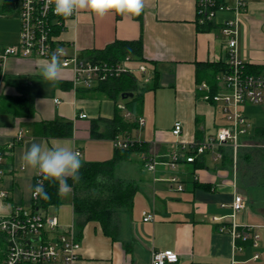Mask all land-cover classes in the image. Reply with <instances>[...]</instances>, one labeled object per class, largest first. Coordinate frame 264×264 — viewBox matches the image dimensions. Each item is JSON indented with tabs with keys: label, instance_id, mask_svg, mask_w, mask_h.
<instances>
[{
	"label": "crops",
	"instance_id": "1",
	"mask_svg": "<svg viewBox=\"0 0 264 264\" xmlns=\"http://www.w3.org/2000/svg\"><path fill=\"white\" fill-rule=\"evenodd\" d=\"M1 1L0 8L4 12L6 1ZM219 4L233 6L234 0H220ZM235 17L233 11L218 12L212 23L214 28L201 32L197 30L195 0H145L140 20L116 13L99 19L88 11H82L68 21L59 34L68 55L85 56L88 51L103 50L117 40H140L143 58L148 62L145 66L149 71L155 69L157 72V85L150 90L154 101L153 115L144 119L142 106L144 125L133 130H141L147 137L138 141L133 139V131L129 134L132 140L147 143V151L135 153L136 157H133L134 153L130 154L114 170L117 179L137 186L132 205L117 211L119 230L116 240L103 235L94 222L87 223L81 231L76 227L80 241L78 264H150L153 251L167 250L177 255V261L171 264H264V198L257 190L264 185H247L229 174L228 168H224L221 162H214L208 154L203 156L205 164L201 168L195 169L193 163L183 162L174 169L167 165V156L176 144L201 140L225 125L218 107L204 98L207 91L202 85L205 83L198 85L196 82V65L225 62L227 38L221 33V26L223 21ZM237 18L238 59L247 66L264 67V0H246ZM18 31L19 28L12 39L0 42V50L16 44ZM45 62L32 57H8L2 67L4 77L0 96L32 97L34 116L27 119L0 111V148L11 142L17 133L23 135L22 142L5 156L2 187L7 197L0 198V215L9 213L16 206L24 207L23 193L33 190L38 170L24 166L21 161L22 154L32 143L78 149L81 161L87 162L108 160L113 153V150L105 153V159L101 160L88 157L82 160L84 142L106 140L90 139L89 126L85 133L80 129L85 127L83 121L89 119L85 108L97 107L93 111L97 117H91L90 121L111 119L116 101L94 94L78 96L71 88V72L65 68L55 83L44 81L41 70ZM136 65L135 62L128 64L133 69ZM139 81L146 86L141 79ZM62 83H68L70 88H63ZM54 99L60 103L55 104ZM104 99L112 100L111 115L110 110H102L106 106L101 104ZM167 103L174 106L173 119L168 125H159L157 105ZM80 113L86 118H77ZM120 113L124 115V111ZM52 120L72 121V137L44 139L32 135L33 122ZM175 122H179L182 128L178 137L171 134ZM98 128L99 132L105 130L103 124ZM143 154L155 158L157 164L153 171L144 168ZM207 155L212 162L210 165L206 164ZM173 177L182 186V191H177L176 185L169 181ZM235 188L244 198V209L232 218L230 205ZM16 189L22 192L18 199L14 197ZM64 197L76 225L71 191ZM32 203L24 208L33 209ZM50 209L45 212L51 214ZM143 213L152 214L153 219L144 222ZM213 217L220 219L214 222ZM232 222L238 226H254L259 235L258 247L253 248L249 243L235 245L228 233L218 231L220 226H228ZM3 246L4 239L0 234V250ZM256 254L258 256L254 258Z\"/></svg>",
	"mask_w": 264,
	"mask_h": 264
},
{
	"label": "built area",
	"instance_id": "2",
	"mask_svg": "<svg viewBox=\"0 0 264 264\" xmlns=\"http://www.w3.org/2000/svg\"><path fill=\"white\" fill-rule=\"evenodd\" d=\"M8 11L17 9L19 18L18 40L16 44L4 47L0 51V86L3 82L2 67L8 57L37 58L48 61L51 54L64 45L59 39V33L66 28V23L75 18L76 14L69 18H63L54 14V5H48L47 0H5ZM246 0H234V5L219 4L216 0H195L196 17L199 25L213 23L218 12L233 11L238 17L245 7ZM225 20L221 26V33L227 38L225 47L224 72L219 73L216 81L219 83V92L211 97L212 102L221 112L225 125L217 128L213 134L205 135L203 139L176 144L168 154L167 165L174 169L180 162L193 163L195 158L208 154L214 162H221L225 155H229L232 163L235 162L237 151L250 142L252 126L244 115L247 104L261 105L264 107V73L254 75L246 71L245 64L238 59L237 23L238 18ZM63 68L71 72V88L91 89L98 84L117 77L121 74L138 73L142 83L150 82L152 72L141 63H137L133 69L128 64L133 63L130 57L122 61L109 63L94 61L86 56L66 54L60 58ZM202 88L208 91L206 85ZM206 100L208 96L204 97ZM55 104L60 101L54 99ZM118 109L124 111V118H130V114L119 104ZM77 118H86L85 114H78ZM139 128L144 125L142 117L137 118ZM181 124L175 122L171 134L178 137L181 134ZM23 135L17 133L15 138L3 148H0V198H6L7 192L3 189L5 177V156L13 147L22 142ZM116 149H126L133 140L130 138L116 137L112 141ZM76 152H80L75 149ZM143 166L148 171H153L156 160L152 156H141ZM235 167L233 165V172ZM236 172V171H235ZM42 181L41 174L34 179L32 200L38 196L33 192L38 182ZM176 185L177 191H182L175 177L169 180ZM235 187V185H233ZM231 202V217L244 209V198L233 189ZM152 214L143 213V221H151ZM220 218L213 217L214 222ZM220 233H228L236 245L237 240L249 243L257 248L259 235L254 231V226H238L234 222L230 225H222L218 228ZM0 234L4 239V246L0 250V264H78L80 248L79 232L76 225L62 227L57 217L48 214L44 210L26 209L16 206L5 214L0 215ZM257 254L254 258H257ZM177 261V255L173 251H153L150 264H171Z\"/></svg>",
	"mask_w": 264,
	"mask_h": 264
},
{
	"label": "trees",
	"instance_id": "3",
	"mask_svg": "<svg viewBox=\"0 0 264 264\" xmlns=\"http://www.w3.org/2000/svg\"><path fill=\"white\" fill-rule=\"evenodd\" d=\"M220 3V0H216ZM8 9L5 3L3 10ZM120 15V14H117ZM134 19L140 20L139 16H132ZM197 30L201 32L210 31L214 25L207 23L197 26ZM60 34V33H59ZM1 51V50H0ZM85 56L94 61H102L115 63L122 61L125 57H130L132 61L148 65L143 58L140 40L122 41L117 40L105 47L103 50L88 51ZM246 71L250 74L258 75L264 73V67L247 66ZM226 70L225 62L218 64L197 63L196 82L200 85L202 82L208 88V101L214 105L211 97L219 92L217 74ZM151 79L145 84L148 91L154 90L157 82V72L151 70ZM201 73V74H200ZM199 74V77H198ZM141 76L136 73L121 74L117 77L108 79L98 86L91 89L77 88L78 96L84 97L94 94L99 97H107L114 101L120 100L122 93H133L131 99L121 101L124 110L130 114L131 120L124 118L118 109V103L115 104L114 115L111 119L97 118L91 120L89 124V137L93 140H113L116 137L130 138L131 131L138 128L137 118L141 117L143 106V95L138 92V80ZM63 88H70L68 83L61 84ZM0 111L9 113L14 117H22L31 119L34 116L33 99L30 96H0ZM105 126L104 132H99V125ZM73 122L68 120H52L39 121L32 124V135L34 137L50 139V138H70L73 135ZM250 141L259 140L264 145V127H255L250 134ZM131 139V138H130ZM132 140V139H131ZM147 143L134 141L126 149L113 148L111 158L104 161H81L82 167L79 169V180L74 182L71 178L67 180L72 193L71 205L73 214L76 216V227L82 230L87 223H97L103 235L116 240L118 235V217L117 211L121 208H130L133 202L137 186L132 182H125L117 179L114 170L117 164L126 160L132 153H146ZM255 154V160H251L250 154L243 156L245 163L244 173L241 181L247 185L262 184L264 185V150H260ZM194 168L204 167V157L195 158ZM224 168L227 169L231 165L229 155H225L221 161ZM43 181V177L41 175ZM43 187L48 193V199L38 196L37 200H32L33 209L48 210L57 208L62 204L61 195L59 194V185L55 181H43ZM242 243L237 240L236 244ZM242 244H247L242 243Z\"/></svg>",
	"mask_w": 264,
	"mask_h": 264
},
{
	"label": "clouds",
	"instance_id": "4",
	"mask_svg": "<svg viewBox=\"0 0 264 264\" xmlns=\"http://www.w3.org/2000/svg\"><path fill=\"white\" fill-rule=\"evenodd\" d=\"M48 5H54V14L69 18L82 11H88L99 19L109 13L123 16H139L144 8L145 0H47ZM64 49L59 48L51 54L41 70L44 81L55 83L63 72L61 57ZM21 161L24 166L38 170L43 181H55L59 185V194L67 195L70 187L67 180H79V169L82 162L78 152L66 145L46 147L39 143H32L22 154ZM43 181L37 183L33 196L48 199V193L43 187Z\"/></svg>",
	"mask_w": 264,
	"mask_h": 264
},
{
	"label": "rangeland",
	"instance_id": "5",
	"mask_svg": "<svg viewBox=\"0 0 264 264\" xmlns=\"http://www.w3.org/2000/svg\"><path fill=\"white\" fill-rule=\"evenodd\" d=\"M0 0V5L1 4ZM0 11L2 9L0 8ZM19 18H18V13L17 9H12L11 11H4L3 13H0V42H5L6 40L12 39V36L16 34L17 29L19 28ZM219 84V83H218ZM138 92L143 95L144 97V105H143V113L142 116L143 118H147L145 116L152 117L153 115V97L152 93L148 91L146 86H142L141 82H138ZM111 101V102H110ZM117 103H121V100H118ZM103 104L102 106L106 105L105 107H102V110H110V115L112 113V100L104 99L102 101ZM97 107L91 105L88 108H85L84 111L87 115H89V119L83 121L84 122V128H81L80 130L85 133V128L89 126L90 123V118L91 117H97L93 115V111L96 110ZM173 111H174V106L172 103L170 105L167 104H159L157 105V120L159 125H168V123L173 119ZM244 115L248 119L249 123L252 126V129L254 130L255 127H264V107L261 105H253V104H247L244 108ZM142 131H133L132 132V137L133 139H139L142 138L143 140L146 135H144ZM136 140V141H137ZM82 149L84 153V158L87 159L90 158L91 160H101L105 159V153H109L110 151L112 152L113 150V145L111 141H102V142H97V141H86L82 144ZM260 150H264V145L259 141V140H253L248 142V144L242 148H240L237 153L235 154V162L232 163L231 160V165L227 167V171L229 174H232V176L236 177L237 179L241 180L242 174L244 173V160L243 156L246 154H250L251 160H255L256 157L255 154H259ZM111 155V154H110ZM133 157H136V154H132ZM109 156H107L108 158ZM206 164L210 165L212 164L210 157L207 155L206 157ZM233 165L235 167V171L233 172ZM242 173V174H241ZM260 189V194L261 197L264 198V187H259ZM248 189V186L246 187V190ZM250 191V187L248 192ZM22 192H19L17 189L14 193L15 198H20L22 196ZM32 188L31 190L29 189L27 192L23 193V199L25 201L24 207H29L31 206L32 202ZM249 194V193H248ZM64 196L67 195H61L62 199V204L59 205L57 208H52L50 209L51 214L55 215L57 217L58 223L62 227H69L73 225L72 222V213H71V207L67 202H64Z\"/></svg>",
	"mask_w": 264,
	"mask_h": 264
},
{
	"label": "water",
	"instance_id": "6",
	"mask_svg": "<svg viewBox=\"0 0 264 264\" xmlns=\"http://www.w3.org/2000/svg\"><path fill=\"white\" fill-rule=\"evenodd\" d=\"M133 97V93H122L120 95L121 100L131 99Z\"/></svg>",
	"mask_w": 264,
	"mask_h": 264
}]
</instances>
